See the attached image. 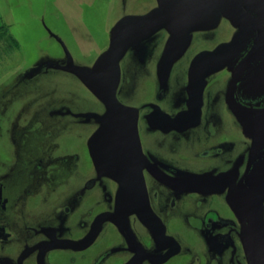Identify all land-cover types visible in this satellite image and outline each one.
Segmentation results:
<instances>
[{
  "label": "flooded vegetation",
  "instance_id": "af4514ba",
  "mask_svg": "<svg viewBox=\"0 0 264 264\" xmlns=\"http://www.w3.org/2000/svg\"><path fill=\"white\" fill-rule=\"evenodd\" d=\"M156 2L149 12L158 7ZM218 14V24L230 22ZM217 25L191 32L188 47L169 73L168 67L160 66L171 36L166 29L135 42L124 55L138 56L133 68L147 70L152 60L139 65L140 56L154 48L161 31L167 34L154 68L160 85L156 98L126 103L117 90L119 101L137 113L146 199L131 197L126 202L123 183L99 174L96 167V176L88 178L86 117L77 120L79 115L70 111L62 115L69 121L58 123L72 129L70 143L53 129L46 135L34 133L30 141L16 139L35 153L22 161L27 178L16 186L15 196L7 183L8 170L0 176V264H264V172L259 171L264 152L253 150L254 138L228 104L232 69L226 66L205 78L198 104L189 85L194 57L215 50L219 43L193 55L185 73H177L175 83H170L194 34L215 31ZM233 27L227 42L238 32ZM211 77L218 78L208 82ZM236 97L246 106L264 108L263 101L250 103L238 93ZM104 113L92 119L93 134L103 124ZM25 121L27 132L46 127L49 120ZM96 186L100 212L90 223L88 192ZM106 214L119 220H100L95 241L86 245L96 217ZM184 229L194 237L186 239Z\"/></svg>",
  "mask_w": 264,
  "mask_h": 264
},
{
  "label": "rangeland",
  "instance_id": "374dc122",
  "mask_svg": "<svg viewBox=\"0 0 264 264\" xmlns=\"http://www.w3.org/2000/svg\"><path fill=\"white\" fill-rule=\"evenodd\" d=\"M155 4L156 0H0V176L8 170L7 183L13 187L14 196L16 186L27 178L22 161L35 153L30 145L18 144V137L21 141H30L34 133L46 135L47 130L53 129L55 135L61 134L63 142L70 143L72 138L68 137L73 134L72 129L60 127L58 123L60 119L69 121L62 115L70 111L79 115L77 120L84 117L89 120L85 132L90 139L96 129L92 119L97 120L101 112H106L104 103L78 76L56 68L68 61L63 44L76 65L91 68L109 47L117 21L127 15L149 12ZM220 22L215 31L194 34L187 56L172 73L171 84L175 83L177 73H185L184 68L188 67L193 55L218 43H226L232 36L233 23ZM165 36L167 34L161 31L154 39V48L140 56L139 65L144 66L147 60H152L147 63V70L133 68L138 59L136 55L130 53L122 58L118 90L122 102L142 103L145 98H156L160 85L154 68ZM218 77L214 80L211 77L208 82ZM135 84L136 93L133 92ZM33 118L49 121L46 127L24 132L22 124ZM95 176L94 162L89 154L88 178ZM88 210L91 223L100 212L98 186L88 192ZM183 236L188 240L194 237L185 229Z\"/></svg>",
  "mask_w": 264,
  "mask_h": 264
},
{
  "label": "water",
  "instance_id": "95a60500",
  "mask_svg": "<svg viewBox=\"0 0 264 264\" xmlns=\"http://www.w3.org/2000/svg\"><path fill=\"white\" fill-rule=\"evenodd\" d=\"M218 13L227 17L238 32L215 50L202 51L194 57L189 84L193 99L196 104L199 103L203 83L209 74L226 66L232 69L228 104L239 123L254 138L253 150L261 153L264 152V108L242 104L236 93L250 103L264 102V0H158V7L147 14L127 15L117 21L111 32L109 47L91 68L76 65L63 44L68 61L56 68L78 76L106 107L103 124L89 139V151L99 174L101 172L123 183L126 202L131 197L135 201L140 197L146 199V192L137 113L117 97L120 61L132 44L166 29L171 36L160 66L162 69L168 67L166 72L169 73L173 63L188 47L190 33L215 27L219 22ZM259 171L264 172V164ZM100 220L117 223L119 219L113 214L98 215L85 239L86 245L95 241L103 222ZM119 227L124 231L126 229Z\"/></svg>",
  "mask_w": 264,
  "mask_h": 264
}]
</instances>
